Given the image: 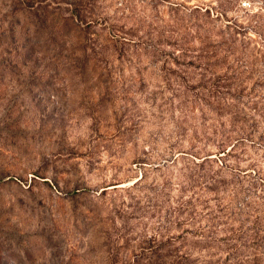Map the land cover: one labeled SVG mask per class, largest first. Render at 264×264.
<instances>
[{
  "label": "rangeland",
  "instance_id": "1",
  "mask_svg": "<svg viewBox=\"0 0 264 264\" xmlns=\"http://www.w3.org/2000/svg\"><path fill=\"white\" fill-rule=\"evenodd\" d=\"M0 264H264V0H0Z\"/></svg>",
  "mask_w": 264,
  "mask_h": 264
}]
</instances>
